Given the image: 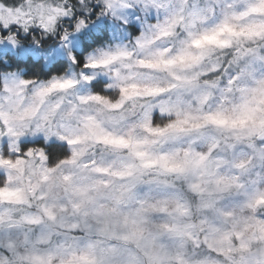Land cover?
<instances>
[{
  "label": "snow or ice",
  "instance_id": "6c2138e0",
  "mask_svg": "<svg viewBox=\"0 0 264 264\" xmlns=\"http://www.w3.org/2000/svg\"><path fill=\"white\" fill-rule=\"evenodd\" d=\"M0 264H264V0H0Z\"/></svg>",
  "mask_w": 264,
  "mask_h": 264
}]
</instances>
